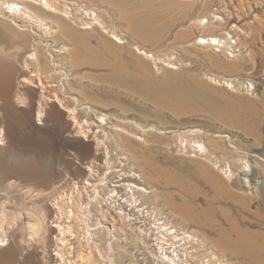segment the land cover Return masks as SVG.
<instances>
[{"label": "rangeland", "instance_id": "1", "mask_svg": "<svg viewBox=\"0 0 264 264\" xmlns=\"http://www.w3.org/2000/svg\"><path fill=\"white\" fill-rule=\"evenodd\" d=\"M49 1L0 0V264H264V0Z\"/></svg>", "mask_w": 264, "mask_h": 264}, {"label": "bare ground", "instance_id": "2", "mask_svg": "<svg viewBox=\"0 0 264 264\" xmlns=\"http://www.w3.org/2000/svg\"><path fill=\"white\" fill-rule=\"evenodd\" d=\"M35 1H37L38 2V0H35ZM184 1H187V0H184ZM26 2H28V0H11V9H24V10H26V6H27V4L28 3H26ZM45 2H46V4H50V5H56V7H58V3H51L49 0H45ZM12 6H14V7H16V8H14V7H12ZM66 5L64 4V7H65ZM82 6V9H84L86 12H89V11H91V8H89L88 6H84V5H81ZM65 9V8H64ZM27 11V10H26ZM35 16V15H34ZM35 17H37V16H35ZM38 18V17H37ZM94 19H98V15L96 14V16H95V18ZM84 25L87 27V28H90L91 26H89L90 25V23H87V22H84ZM210 37V36H209ZM220 39V38H219ZM219 39H217L215 36H211V38H201V42H203V43H206V44H208V45H215V44H223L224 45V42H220L219 41ZM140 54H142V55H144V56H146V57H150V58H152L153 56L152 55H150V54H148V53H146V52H140ZM53 73L51 72H49V71H46V69L40 64V65H37L36 66V71H34V73H32V76H33V78L32 79H28L27 81H28V83H37V86H39V88L40 89H42V91L40 92V94H39V105H38V108H37V118H38V120H41V116H42V113H43V107H42V105L40 104L41 102H43V101H47V96L46 95H48L49 94V92H46L45 91V89L47 90V87H46V83L48 82V81H53ZM50 95V94H49ZM51 97H53V98H55L57 101H58V103L59 104H61V106H66V111H67V113H69V117L72 119V120H74L75 121V126L77 127V128H79L80 130H81V132L84 134V135H86V130H84V127H83V123H82V118H83V115L82 114H80L79 113V111H77L76 110V108H74V107H70L69 105H67L66 104V102H64L63 100H62V98L60 97V95L58 94V93H56V92H54L52 95H51ZM63 106V107H64ZM87 123H88V125L90 126V123L87 121ZM98 127H100V126H98ZM102 128V127H101ZM100 128V129H101ZM94 134H96V131L95 132H93ZM94 137H96V136H94ZM0 138H1V135H0ZM198 147H199V149H202L203 148V146L201 145V143H199L198 142V145H197ZM123 157V156H122ZM120 158V157H119ZM124 158V157H123ZM125 159V158H124ZM121 160V159H120ZM118 163H120V161H118ZM116 173H117V178H118V180H116V181H114V185H113V187H118V183H120V182H126L127 180H125L124 179V177H126V176H124V177H120V176H122V172H124V171H122V169H118V170H116L115 171ZM125 174V173H124ZM127 176H128V174H126ZM130 182H127V183H125V184H122V187L124 188V186L126 187H128ZM137 183V182H136ZM132 185H133V187L135 188V187H137V188H135V190H139V191H142L144 188L143 187H141L140 185H137V184H133L132 183ZM132 187V188H133ZM122 188V189H123ZM131 188V187H130ZM131 188V189H132ZM133 188V189H134ZM127 190H128V188H126ZM131 189H129V190H131ZM113 190H116L115 188H113ZM123 190H125V189H123ZM126 190V191H127ZM77 195H78V193H77ZM80 195V194H79ZM85 195V194H84ZM81 197V196H80ZM80 197L79 196H77V197H71L70 198V205L69 206H72V204L74 205L76 202H77V200L78 199H80ZM117 200V199H116ZM133 200L134 201H136V199L135 198H133ZM66 202L64 201V204H65ZM68 203V202H67ZM66 203V207H69L68 206V204ZM141 203H144V202H141ZM58 205V204H57ZM141 206V205H140ZM60 208V207H59ZM142 210V209H141ZM100 212V207H99V211L97 212V215H99L98 213ZM96 215V216H97ZM90 215H86V216H82V217H80V219H79V222L77 223V230L79 231V232H81L82 231V233H83V235L84 236H86L88 239H89V242H93V236H94V233H92V232H94V231H92V229H91V221H90ZM92 219V218H91ZM98 225V224H97ZM58 226H60L61 227V224L59 225L58 224ZM179 232V231H178ZM180 233V232H179ZM182 234V233H181ZM57 240H59V243H61V242H64L65 241V238H64V233H62V232H59V233H57ZM183 236V235H182ZM184 237V236H183ZM185 237H186V235H185ZM170 240V239H169ZM171 241V240H170ZM182 241V240H181ZM94 243V242H93ZM169 243V242H168ZM181 243H183V242H181ZM111 244H113L112 242H110L109 244H108V249L109 250H112L111 249ZM170 244H172V242H170L168 245H170ZM189 244V243H188ZM162 245V244H161ZM160 246V245H159ZM98 246H96V244L94 245V250H95V252H97V255H98V257L100 258V260L104 263V264H106V263H108V261L107 260H109V264H110V262H111V258L107 255L106 256V254L104 255V253H100V251L98 250L97 251V248ZM179 248V247H178ZM181 248H184V247H181ZM106 249V248H105ZM165 249H170V251L169 252H167V250H165ZM160 254H162V258L163 259H165V260H167V263H169V264H182V262H184L185 264H186V260H183L182 259V261L180 260V257L179 256H177V255H174L173 253H171L172 251H174L173 250V248L172 247H169V248H163V247H161L160 248ZM172 250V251H171ZM179 250V249H178ZM101 252H103V250H101ZM114 252V251H113ZM157 252V251H156ZM189 252V251H188ZM187 252V253H188ZM155 253V252H154ZM170 253H171V256H170ZM184 253V252H183ZM160 254H159V256H160ZM183 255V254H182ZM155 256V255H154ZM172 256H174V259L172 258ZM189 256V255H188ZM78 257H80L82 260H85V264H92L93 263V261L95 260L94 259V256H91L90 254H89V256H87V258H85V257H83V255H78ZM103 257H104V259H103ZM113 257V256H112ZM185 256H183V258H184ZM107 258V259H106ZM159 258V257H158ZM157 258V259H158ZM156 259V258H155ZM186 259V258H185ZM113 260V259H112ZM91 261H92V263H91ZM105 261V262H104ZM114 261V260H113ZM158 261V260H157ZM161 262V261H160ZM102 263V264H103ZM113 263V262H112ZM167 264L166 262H163V264ZM155 264H157L156 262H155ZM188 264V263H187Z\"/></svg>", "mask_w": 264, "mask_h": 264}, {"label": "built area", "instance_id": "3", "mask_svg": "<svg viewBox=\"0 0 264 264\" xmlns=\"http://www.w3.org/2000/svg\"><path fill=\"white\" fill-rule=\"evenodd\" d=\"M164 228V227H163Z\"/></svg>", "mask_w": 264, "mask_h": 264}]
</instances>
